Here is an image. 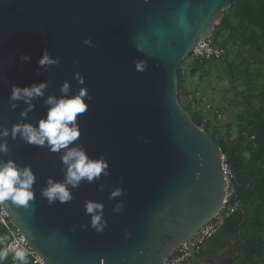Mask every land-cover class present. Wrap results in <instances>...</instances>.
I'll list each match as a JSON object with an SVG mask.
<instances>
[{"label":"water","instance_id":"obj_1","mask_svg":"<svg viewBox=\"0 0 264 264\" xmlns=\"http://www.w3.org/2000/svg\"><path fill=\"white\" fill-rule=\"evenodd\" d=\"M230 7L231 0H0V144L8 149L0 151V165L15 161L35 177L27 206L0 203L46 263L160 264L181 245L190 252L186 264L235 263L231 247L201 258L191 243L222 207L227 183L220 148L179 103L176 75ZM45 50L60 64L41 67ZM41 82L48 84L43 96L9 99L14 85ZM83 88L92 99L68 149L52 152L47 142L13 138L14 125L35 127L46 118L49 97L69 98ZM73 148L103 157L109 174L66 185L72 199L50 203L42 192L49 181L66 183L62 157ZM117 188L123 194L110 199ZM87 201L103 205L101 232L85 212ZM121 203L123 211L115 212Z\"/></svg>","mask_w":264,"mask_h":264},{"label":"trees","instance_id":"obj_2","mask_svg":"<svg viewBox=\"0 0 264 264\" xmlns=\"http://www.w3.org/2000/svg\"><path fill=\"white\" fill-rule=\"evenodd\" d=\"M223 13L211 39L223 48L224 54L218 60L225 64L231 88L241 99L242 108L233 122L234 138L230 134L232 123L227 122L223 133L218 132V126L202 116L200 104L194 109L187 105L192 113L184 109L220 148L233 175V199L239 201L241 208L206 241L204 250L197 255H205L209 248L216 253L231 247L236 264H264V0H231V7ZM230 55L232 59H228ZM210 61L217 60L192 63L190 74L201 70L200 77L207 76L205 67ZM183 62L176 71L178 100L185 96ZM7 243L6 230L0 225V251L6 249ZM0 264L19 262L11 261L7 255Z\"/></svg>","mask_w":264,"mask_h":264},{"label":"clouds","instance_id":"obj_3","mask_svg":"<svg viewBox=\"0 0 264 264\" xmlns=\"http://www.w3.org/2000/svg\"><path fill=\"white\" fill-rule=\"evenodd\" d=\"M85 44H90V41L85 40ZM30 57H24L29 59ZM59 65V58L52 59L49 57L47 50L43 52L39 65ZM136 69L138 71L144 70V63H137ZM78 82L83 84L84 78L77 74ZM48 87L46 82L39 84H32L31 86L19 87L14 85L12 87L10 100L24 99L26 102L31 101L34 97L43 96V90ZM62 93L69 91V83L65 81L60 86ZM92 97L89 95L86 88L79 91L77 95L69 98H60L57 100L54 97H49L45 103L50 107L47 112L46 118L38 121V126L31 124H17L12 128V136L16 137L19 133L21 138L27 144H34L37 146L47 145L52 152H59L61 149H68L69 145L79 140L80 129L77 122L79 115L84 114L88 110L89 104L86 102L91 101ZM31 105L29 110H31ZM26 113H22V116ZM9 133L5 129L2 135L7 136ZM6 144H0V151L7 152ZM62 162L66 164V183H52L49 181L50 186L43 190L42 195L51 203L59 200L61 203H67L72 199L71 192L66 185H71L73 188L79 186L81 180L92 182L99 179L101 174L108 175L106 171L109 164L107 160L101 157L100 160H92L83 149H70L62 157ZM35 181L34 174L30 167L19 168L15 161L9 160L0 165V201H11L17 205L27 206L28 202L34 198V193L31 191L32 185ZM123 190L117 188L110 194V199L122 195ZM115 212L123 211V204H118L114 209ZM86 214H92L91 225L97 232L103 231L107 226V221L101 223L103 213V205L94 201H87L85 203ZM8 250L0 251V261L7 258ZM28 253L24 249L15 251L13 259L18 261L19 264H27Z\"/></svg>","mask_w":264,"mask_h":264},{"label":"built area","instance_id":"obj_4","mask_svg":"<svg viewBox=\"0 0 264 264\" xmlns=\"http://www.w3.org/2000/svg\"><path fill=\"white\" fill-rule=\"evenodd\" d=\"M223 54V48L215 45L211 37H209L201 40L189 56L191 63H195L205 60H218L223 56ZM184 99L187 105L194 109L199 104H203L204 96L199 91H195L191 94L185 93ZM222 169L227 183L226 196L220 210L192 236L191 243L196 254H199V252L204 250L206 241L221 228L227 219H229L238 209L241 208L239 201L233 199V197H235V191L232 184L233 175L230 168L227 166L223 155ZM230 200H232V203H229ZM7 216V212L0 203V225H2L6 230V236L8 238L6 249L8 250L10 260L14 261L13 256L16 250L24 249L28 253V264H48L33 251L25 237L18 231L17 228L11 225ZM189 257L190 252L188 248L181 245L166 261L160 264H186Z\"/></svg>","mask_w":264,"mask_h":264},{"label":"rangeland","instance_id":"obj_5","mask_svg":"<svg viewBox=\"0 0 264 264\" xmlns=\"http://www.w3.org/2000/svg\"><path fill=\"white\" fill-rule=\"evenodd\" d=\"M232 58L233 55H230L228 59ZM191 64L189 56L181 66L185 79L184 94L199 91L204 96L203 104L199 106L202 110V116L212 120L213 124L218 126V132L224 131L223 129L227 122L232 123L233 127L230 130V134L231 138H234L235 128L233 122L242 106L240 105L241 99L235 95L231 88L225 64L222 60L208 62L205 67L208 75L203 78L200 77L201 70L197 71L194 75L190 74ZM179 103L190 113L193 112V110L188 108L182 96L179 97ZM214 116L216 120H214Z\"/></svg>","mask_w":264,"mask_h":264},{"label":"crops","instance_id":"obj_6","mask_svg":"<svg viewBox=\"0 0 264 264\" xmlns=\"http://www.w3.org/2000/svg\"><path fill=\"white\" fill-rule=\"evenodd\" d=\"M207 250H208L207 253H206L207 256H209V255H217V254H219L221 252V251L220 252L219 251H216V253H213L214 249H211L210 250V248L207 249ZM228 257H229L228 254H225L224 257L220 259V261H222L224 258H228Z\"/></svg>","mask_w":264,"mask_h":264},{"label":"flooded vegetation","instance_id":"obj_7","mask_svg":"<svg viewBox=\"0 0 264 264\" xmlns=\"http://www.w3.org/2000/svg\"><path fill=\"white\" fill-rule=\"evenodd\" d=\"M227 249H228V247H227V248H224V249H222V250H224V251H228ZM222 250H219V252L222 251ZM206 257H207V254L201 256V258H206ZM227 260H228V258H224V259L222 260V262H225V261H227ZM234 262H235V261H234ZM234 264H236V263H234Z\"/></svg>","mask_w":264,"mask_h":264}]
</instances>
